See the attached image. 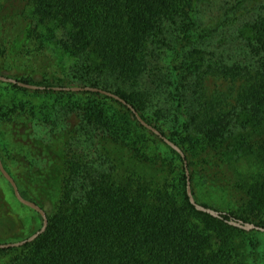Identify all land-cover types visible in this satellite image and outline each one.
<instances>
[{
	"label": "rangeland",
	"instance_id": "rangeland-1",
	"mask_svg": "<svg viewBox=\"0 0 264 264\" xmlns=\"http://www.w3.org/2000/svg\"><path fill=\"white\" fill-rule=\"evenodd\" d=\"M6 4L0 0V6ZM28 12L26 17L31 14ZM18 15L0 19V76L64 87L97 85L112 93L119 89L138 95L135 104L150 126L163 132L165 138L174 134L175 143L191 156L189 160L193 157L198 161L193 165L199 171L188 168V174L193 175L190 189L197 202L251 222H256L254 214H264V193L257 192L264 121L252 118L254 101L248 95L250 86L258 84L261 77L259 56L251 51L247 27L264 16V0H198L191 28L196 38L183 45L174 58L180 29L176 23L165 22L162 35L148 51L147 68L136 83L121 82L115 73L100 66L93 52L75 51L69 45L71 24L62 17L50 14L39 20L30 16L25 21ZM32 27L35 33L24 43ZM96 93L15 89L0 81V155L7 169L23 177L27 187L30 185L24 176L31 171L29 166L35 168L30 195L47 214L53 213L61 200L58 181L66 176L65 170L68 172L64 162L68 158L78 161L70 174L67 203L71 207L85 209L90 200H96L95 189L101 184L129 186V177L135 173L151 184L153 197L149 202H157L153 198L158 195L168 201L174 196L181 199L180 165L163 140L143 130L125 108ZM92 110H102L111 124L105 129L90 124L88 112L94 114ZM260 110L264 115V105ZM212 123L225 129L222 135L218 132L221 152L229 150L228 142L241 145V152L230 160L221 158V172H214L222 183L229 180L227 185L207 177L213 173H207L209 164L216 159L201 152L205 147L202 140ZM45 146H50L53 154L42 156ZM5 181L0 174V189L21 221L2 217L0 243L30 236V226L37 218V212L16 205ZM217 200L219 204H214ZM194 221L206 235L229 238L228 264H249L248 241L254 237L261 242L264 264L263 231H239L201 216Z\"/></svg>",
	"mask_w": 264,
	"mask_h": 264
},
{
	"label": "trees",
	"instance_id": "trees-1",
	"mask_svg": "<svg viewBox=\"0 0 264 264\" xmlns=\"http://www.w3.org/2000/svg\"><path fill=\"white\" fill-rule=\"evenodd\" d=\"M197 1L47 0L43 4L42 0H21L20 3L6 0L7 4L0 6V19L7 20L18 14L25 21H28L30 16L32 19L39 20L48 18L51 16L50 14L60 16L71 24L72 33L69 45L75 51L93 52L99 58L100 66L115 73L121 82L136 83L141 78V73L147 68L148 51L152 50V45L162 35L165 22L176 23L180 29V40L174 52V58L177 57L179 49L183 45L196 38L191 28L194 24ZM28 10L31 14L26 17L25 13H29ZM247 27L250 31L251 51L259 56L258 77H261L258 84L250 86L248 95L254 101L251 107L255 108V114L252 118L254 117L258 119V123H262L264 115L260 109L264 105V16L258 17ZM33 33H35V27L27 32L23 42H27ZM22 82L43 86L44 92L52 91L51 87H64L54 86L50 83ZM6 84L15 89H24L10 83ZM89 87L97 88L98 86L90 85ZM84 92L90 93V91ZM114 94L130 104L138 115L151 125L138 111L139 106L135 104L139 101L138 95L119 89ZM96 95L100 94L96 93ZM100 96L119 104L135 118L121 102L109 96ZM92 111L94 114L88 112L90 124L104 129L111 124L110 120H106L102 115V110ZM138 125L154 135L140 123ZM218 132L222 135L225 133V129H218L214 123L209 125L204 134L206 139L202 140L205 147L201 152L208 154V159H216V162L209 164L210 169L207 170V173H213L207 177L217 183L227 185L229 180L222 183L224 180L214 172H221V158L230 160V157L241 152V145L235 141L228 142L226 149L229 150L226 153L221 152V149L218 148L222 144L218 141L220 135ZM160 134L165 137L163 132L160 131ZM173 137L174 134H170L166 138L179 146ZM163 144L175 155L180 165L183 185L181 199L174 196L168 201L163 199L164 196L157 194L158 197L153 198L157 199V202L156 200L149 202V197H153L151 184L149 185L148 181L135 173L129 177L131 182L129 186L101 184L95 189L96 200H90L85 209L78 208L79 206L76 205L71 207L67 203L70 195V174L77 169L78 161L68 158L66 161L64 160L68 172L65 170L66 176L58 181L62 187V197L53 213H45L47 217L45 230L31 242H26L18 247L0 249V264H228L229 238L221 235H217V237L211 234L206 235L194 219L197 216L207 217L215 223L244 231L228 224L227 221L240 220L263 227L264 214L260 212L254 214L252 217H256L254 218L256 222H251L230 211L216 210L220 213L221 218H215L196 210L186 194L185 164L187 169L190 167L192 172H196L199 171V167L193 165V162L197 163L198 161L193 157L189 160L191 156L185 153L180 146L179 149L182 150L183 156L165 142ZM260 149L263 158L260 162L262 172L257 182V192L264 193V140ZM50 153L53 154L51 147L45 146L42 156ZM0 158L2 161L1 155ZM203 163H208V160H203ZM2 164L16 183L20 195L38 205V201H35L30 195L33 191L30 186L35 183L32 180L35 178V168L29 166L31 171L24 176V178L27 176L30 185L26 187L21 181L23 177L14 175L3 162ZM58 172L62 173L61 169ZM192 179L193 175L189 174L190 186ZM7 184L9 183L7 182ZM191 193L197 204L208 207L206 204L197 202L192 190ZM13 199L16 205L31 211L30 208L20 204L15 197ZM217 201L213 203L219 204ZM16 212L14 205L7 200L4 192L0 189V221H2V217H5L15 223L16 221L20 222ZM32 212L35 211L32 210ZM36 217L30 226L29 235L34 234L42 225L41 216L37 213ZM251 232H258V230H249V233ZM16 239L19 240L20 237L16 236ZM248 242L251 256L249 264H262L261 242L256 237Z\"/></svg>",
	"mask_w": 264,
	"mask_h": 264
},
{
	"label": "water",
	"instance_id": "water-1",
	"mask_svg": "<svg viewBox=\"0 0 264 264\" xmlns=\"http://www.w3.org/2000/svg\"><path fill=\"white\" fill-rule=\"evenodd\" d=\"M0 81L1 82H6V83H10L13 85H16L18 87L21 88H26V89H32V90H36V89H40L43 90L44 87L43 86H36L33 84H28L13 78H8L5 76H0ZM52 90L54 91H91V92H97V93H101L103 95L109 96L119 102H121L122 104H124L135 116L136 120L146 129L152 131L154 134H156L158 137H160L168 146H170L172 149H174L179 155L183 156L182 151L179 149L178 146H176L175 144H173L170 140H168L167 138H165L164 136H162L160 134V132H158L156 129H154L152 126H150L149 124H147L139 115L138 113L135 111V109L130 105L127 104L123 99H121L119 96L115 95L112 92H108L106 90H102L100 88H96V87H89V86H85V87H80V86H76V87H51ZM0 173L1 175L7 180V182L10 184L12 191H13V195L15 197V199L22 205L34 210L35 212H37L42 219V225L40 227L39 230H37L34 234H32L31 236L27 237L26 239L20 240V241H16V242H8V243H2L0 244V249L2 248H9V247H18L21 246L23 244H25L26 242H31L32 240H34L39 234H41L46 226H47V217L46 214L44 212V210H42L36 203L27 200L25 198H23L17 188V185L15 184L14 180L12 179V177L9 175V173L4 169L2 161L0 159ZM185 175H186V194L187 197L189 199V202L195 207L196 210H199L201 212L207 213L212 217L215 218H221V215L218 211L208 208V207H204L201 206L200 204H197L192 196L191 193V189H190V180H189V174H188V169L186 168V164H185ZM228 224L237 227L239 229L242 230H258V231H263L264 232V226H256L252 223H244L240 220H228L227 221Z\"/></svg>",
	"mask_w": 264,
	"mask_h": 264
},
{
	"label": "flooded vegetation",
	"instance_id": "flooded-vegetation-1",
	"mask_svg": "<svg viewBox=\"0 0 264 264\" xmlns=\"http://www.w3.org/2000/svg\"><path fill=\"white\" fill-rule=\"evenodd\" d=\"M1 174V173H0ZM4 178V177H3ZM5 179V178H4ZM6 180V179H5ZM7 181V180H6ZM0 244H2V243H0Z\"/></svg>",
	"mask_w": 264,
	"mask_h": 264
}]
</instances>
